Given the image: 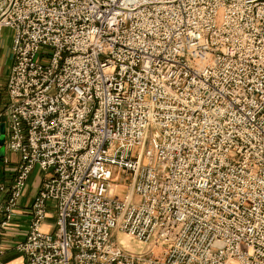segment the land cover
I'll return each mask as SVG.
<instances>
[{"label":"built area","instance_id":"built-area-1","mask_svg":"<svg viewBox=\"0 0 264 264\" xmlns=\"http://www.w3.org/2000/svg\"><path fill=\"white\" fill-rule=\"evenodd\" d=\"M4 30L19 163L0 180V264L37 167L27 264H264V0H0Z\"/></svg>","mask_w":264,"mask_h":264},{"label":"crops","instance_id":"crops-1","mask_svg":"<svg viewBox=\"0 0 264 264\" xmlns=\"http://www.w3.org/2000/svg\"><path fill=\"white\" fill-rule=\"evenodd\" d=\"M11 44L12 33L9 30H4L0 37V98L2 99L0 116L3 115L4 108L7 103V82L11 68L14 64L13 56L11 54ZM3 81H5V87L2 93L1 86ZM4 122V119H1L0 126L1 124H4ZM0 156V158H7L10 161L9 166L0 171V180L5 181V183H12L16 177L19 156L9 153L6 148L5 153ZM42 183L43 181L41 180L33 181L31 175L24 197L20 201L17 209L15 220L4 233L1 246L3 250L2 260L6 264H27L25 257L16 250V246L26 238L30 222V207L35 196L39 193Z\"/></svg>","mask_w":264,"mask_h":264},{"label":"rangeland","instance_id":"rangeland-1","mask_svg":"<svg viewBox=\"0 0 264 264\" xmlns=\"http://www.w3.org/2000/svg\"><path fill=\"white\" fill-rule=\"evenodd\" d=\"M4 87H5V81L2 82V86H1V88H2L1 92L2 93H3ZM1 101H2V99L0 98V107L2 106ZM4 124H5V122H4ZM5 139H6V136H5ZM3 151L5 153V150H3ZM1 153H2V151H0V155H2ZM47 178H48V176L45 173H43L42 171H40V169L38 167L34 170V172L32 174V180L33 181H38V180L43 181ZM130 181H131V177L129 175H125L122 173H120L118 175L116 182L113 183V189H114L117 196L124 198L125 196H127L129 194ZM55 221H56V219H55L54 212H50L47 220L45 221V223L43 225L44 231L47 233H54L56 231ZM114 241L116 244H119L124 249H126L128 252L136 254V255L144 254L148 250L147 246H144L143 244L137 242L136 240H134L130 237H127L124 234H115L114 235ZM153 246L155 249V254L157 256H162L163 255V249L161 248V246H159L158 244H155V243L151 247H153Z\"/></svg>","mask_w":264,"mask_h":264},{"label":"water","instance_id":"water-1","mask_svg":"<svg viewBox=\"0 0 264 264\" xmlns=\"http://www.w3.org/2000/svg\"><path fill=\"white\" fill-rule=\"evenodd\" d=\"M5 136H6V126L5 124H1L0 126V149L2 151V155L4 153L3 150H5L4 146H5Z\"/></svg>","mask_w":264,"mask_h":264}]
</instances>
